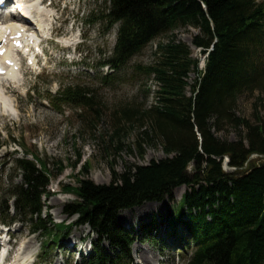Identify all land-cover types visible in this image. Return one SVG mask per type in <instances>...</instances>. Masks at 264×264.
<instances>
[{
  "label": "trees",
  "instance_id": "trees-1",
  "mask_svg": "<svg viewBox=\"0 0 264 264\" xmlns=\"http://www.w3.org/2000/svg\"><path fill=\"white\" fill-rule=\"evenodd\" d=\"M110 4L105 19L109 26L118 25L113 53L105 64L111 73L126 70L152 41L172 34L157 44L153 64L139 68L154 78L155 104L124 110L121 117L125 125L138 126L133 146L140 157L146 146L157 145L166 157L113 171L107 185L78 179L76 187L68 188L75 200L64 208L67 218H77L56 223L43 212V197L50 193L47 163L34 155L30 159L20 145L24 154L14 162L21 182H12L7 198H0V224H25L42 237L45 253L61 244L73 226L87 225L98 243L81 264H133L130 247L135 235H152L158 223L141 224L135 232L118 221L119 213L172 199L173 190L185 185L188 191L179 207L168 211L169 229L164 228L189 251L185 264H264V161L249 160L255 154L264 156V119L256 115L252 123L235 111L242 96L264 90V0H110ZM188 27L198 31L193 46L201 55L208 53L203 69L174 34ZM191 72L197 74L192 85ZM111 78L106 74L102 80ZM95 98L93 91L74 84L60 88L48 102L57 111L59 101L89 109ZM226 126L235 131L234 140L217 137ZM119 132L110 140L115 149L120 146ZM224 157L235 171L223 169Z\"/></svg>",
  "mask_w": 264,
  "mask_h": 264
},
{
  "label": "rangeland",
  "instance_id": "rangeland-1",
  "mask_svg": "<svg viewBox=\"0 0 264 264\" xmlns=\"http://www.w3.org/2000/svg\"><path fill=\"white\" fill-rule=\"evenodd\" d=\"M56 3L55 11L59 15L64 11L63 18L69 21L64 31L54 35V38L59 41L64 36L70 38L71 33L67 31L71 30V23L74 22L72 33L84 40L78 50L81 56H77V59L80 62L75 67L71 66L70 59L67 60L65 55L69 48L65 49L62 42L53 40L45 52L48 64H43L46 69L38 73L23 68L16 76L24 88H17L14 94L3 95L7 104L0 105V198H7L6 192L12 182H21L14 159L23 156V149L19 146L22 145L30 153L29 158L34 155L46 162L51 172L50 193L43 197V203L46 204L44 216H50L56 223L64 220L70 223L77 217L67 218L64 208L75 200V196L68 193V188L76 187L78 179H90L96 184L107 185L111 182L113 171L121 173L126 166L146 165L152 160L166 157L161 145L146 146L143 157H140L133 146L138 126L125 125L121 117L124 110L132 107L145 110L155 104L153 93L157 87L154 78L148 77L139 68L153 64L157 44L165 42L172 34L152 41L132 59L126 70L111 73L105 64L113 53L118 25L109 26L105 19L111 6L110 0H64L62 3L56 0ZM65 5L67 7L63 9ZM174 34L202 64L204 56L192 44L193 37L198 34L197 29L188 27ZM106 74L112 75L109 82L102 80ZM196 78L197 74L191 72L188 83L194 84ZM1 83L4 86L6 84L4 80ZM74 84L95 93L92 108L80 109L76 104L59 101L57 111L49 105L47 100L55 99L60 88ZM37 106L40 112L36 111ZM235 111L238 116L252 123L256 115L264 119V90L242 96ZM119 129L121 141L119 149H115L110 140H113ZM234 133L232 127L226 126L224 131L216 135L234 140ZM249 160L250 163L258 164L264 161V156L254 155ZM61 168H64L62 172ZM186 191L188 187L181 185L173 190L172 199L145 202L119 213L118 221L135 232H138L141 224L154 220L158 223L152 229V235H135L136 240L130 247L133 264H145V259H150L151 264H185L189 251L175 240L174 235L168 236L165 231L170 224L168 211L179 207ZM176 233L178 235L180 231ZM5 234L9 238L2 244L0 242V247L7 251L5 264H81L85 255H79L76 248L82 247V251L91 254L93 243H98V237L91 233L87 225L73 226L69 236L46 253L41 251L42 237L37 233L32 234L25 224L15 223L9 228L0 225V237ZM102 246L111 252L105 242Z\"/></svg>",
  "mask_w": 264,
  "mask_h": 264
},
{
  "label": "bare ground",
  "instance_id": "bare-ground-1",
  "mask_svg": "<svg viewBox=\"0 0 264 264\" xmlns=\"http://www.w3.org/2000/svg\"><path fill=\"white\" fill-rule=\"evenodd\" d=\"M34 1L35 0L27 1V5L28 6H32V4H34L33 3ZM43 12H45V15H42L44 18H41L40 17V24H39V27L43 29V34L44 35H49L50 33H54L56 35H60L61 32L64 31V26L63 25H61L60 27H57V28H55L54 26H53L54 28L51 27V20L53 18H54V20H57L56 22H58V20H59L58 14L56 12H54V10L47 9V8H45V10H43ZM57 16H58V18H57ZM4 20L5 21H8V20H11V19H9V17H4ZM67 21H68L67 18H63L62 19L63 24L67 23ZM67 32L71 33V30H68ZM32 35H34V33H32ZM64 35H66V34H64ZM69 37L70 38L63 37L64 38V42L62 41L63 38H62L61 42L65 43L66 45L67 44H73L72 41L76 42V40L78 39V36L77 35H70ZM16 54H17L16 52H11V55H12L14 61L16 62V65H18L20 67L18 71H20L21 64H20V62H18V59H16V57H17ZM18 71H14L13 68H8L6 75L10 79H14V78H16V75H17ZM14 91H15V89H13V86L12 85L9 86V87H6V92L7 93L14 94L15 93ZM0 99H1V101H2L3 104H7L6 103L7 100H6L5 96H3L2 94H0ZM36 111L37 112H40L41 111L40 108H39V106L36 107ZM145 261H146L145 264H151L150 263V259H145Z\"/></svg>",
  "mask_w": 264,
  "mask_h": 264
},
{
  "label": "water",
  "instance_id": "water-1",
  "mask_svg": "<svg viewBox=\"0 0 264 264\" xmlns=\"http://www.w3.org/2000/svg\"><path fill=\"white\" fill-rule=\"evenodd\" d=\"M223 167H224V170L227 171V172H231V171H235L236 170L235 168L229 166V160L228 161H225L223 163Z\"/></svg>",
  "mask_w": 264,
  "mask_h": 264
},
{
  "label": "snow or ice",
  "instance_id": "snow-or-ice-1",
  "mask_svg": "<svg viewBox=\"0 0 264 264\" xmlns=\"http://www.w3.org/2000/svg\"><path fill=\"white\" fill-rule=\"evenodd\" d=\"M0 3H3V0H0Z\"/></svg>",
  "mask_w": 264,
  "mask_h": 264
}]
</instances>
